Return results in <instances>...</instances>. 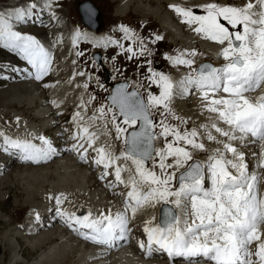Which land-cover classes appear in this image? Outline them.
Segmentation results:
<instances>
[{"label":"snow or ice","instance_id":"1","mask_svg":"<svg viewBox=\"0 0 264 264\" xmlns=\"http://www.w3.org/2000/svg\"><path fill=\"white\" fill-rule=\"evenodd\" d=\"M60 7V0H25L23 5L0 9V50L24 62L23 67L11 66V72L44 88L56 86L45 80L54 72L53 49L62 38L46 46L23 28L42 24L45 13L58 24L55 9ZM168 7L194 34L218 46L222 65L194 66L200 53L176 50L175 55L165 53L164 59L172 68L185 70L179 80L156 70L153 60L147 59L137 63L138 69L147 68L141 74L146 83L125 81L109 90L96 75L99 92L92 90L91 73L74 70L67 83L82 91L68 121L71 127L63 128L57 138L65 140L64 150L74 153L81 163L100 169L98 179L114 197L123 198L122 206L78 214L64 208L71 203L66 194L47 198L54 203L55 217L105 253L127 244L130 225L138 214L159 209L158 216L144 220L146 243L140 241L138 247L146 259L160 253L170 261L181 258L185 264H264V192L260 190L264 176V0L241 4L211 0L199 6L201 14L178 4ZM81 13L84 23L91 26L94 8L82 4ZM119 31L123 40L131 41L127 47L112 37L96 39L76 28L71 48L77 59L72 64L85 56L79 50L81 43L116 47L127 60L138 61L153 56L149 43L164 39L152 35L146 43L128 27L121 25ZM91 59L99 72V57ZM8 67L0 68V73ZM77 77L84 78L83 83H76ZM100 93H104L102 98ZM193 95L204 117L199 124L174 108L177 99ZM50 103L56 109L62 106L57 100ZM190 122L195 126L189 127ZM256 143L261 151L250 172L242 149ZM0 153L40 165L58 155L59 146L45 135L28 132L24 138H13L0 131ZM198 154H206V159H197ZM40 219L36 213L35 221Z\"/></svg>","mask_w":264,"mask_h":264},{"label":"bare ground","instance_id":"2","mask_svg":"<svg viewBox=\"0 0 264 264\" xmlns=\"http://www.w3.org/2000/svg\"><path fill=\"white\" fill-rule=\"evenodd\" d=\"M173 1L180 6H186L187 4L200 5L206 2H211V0H156L155 2L156 8H149L148 6H144L139 4L138 2H133L129 0L128 2L125 3V6H127L129 10L136 13V15L141 16V20H146L147 18L154 17L158 21V23L160 24L163 30L161 36L173 41L179 40L181 45L185 47L187 46V48H191L194 45V43L198 44L201 50L206 52L211 58V60L208 61L216 65V67L221 66L223 61L221 59H218L217 57L218 46L198 37L190 30V28L187 25L178 21V17L176 19L175 18L176 15L174 16L173 12L171 11L169 12L167 10L166 3ZM217 1L220 3H225L228 0H217ZM231 1L242 2V3L244 2V0H231ZM24 3L21 0L17 2L16 5H23ZM164 4L166 5L163 6ZM61 9L62 8L55 9L57 16L59 17L58 24L52 21L47 13H45L42 16V19H45L46 21L48 20L49 23L48 26L45 28V32L47 33H44L47 35L43 34V36H37V34H35V30L32 29L29 30L30 26L29 27L24 26L23 28V31L36 36L41 42H44L47 45H50L49 39L54 41L56 37H61V34H63L64 37H62V42L59 44V46L57 45V47L54 49L57 59L55 60V62L58 61L57 63L58 65L54 66L53 74L50 77L46 78L50 80L51 84H55L56 86L44 88L41 83H38L32 79L28 80L29 79L28 78L27 81L23 80V83H28L29 85L26 86L24 84L25 85L23 86L24 88L29 87L31 89L33 85L35 86L36 92L34 91L29 92L26 89L23 92H27L31 94L30 97L33 96L32 97L33 99H36L38 100V102H41L40 103L41 107L37 109L38 110L37 113L41 119L43 118L41 120L43 126L41 125L42 127L40 126V128H35V124L33 123L31 125H27L26 120L20 119L19 118L20 116H18V114H13L14 113L13 112L11 117L13 124L12 123L11 124L15 126L13 127L14 129L11 127L9 128L7 126H5L4 128L1 127L2 131H4L7 135L13 138H17V137L24 138L25 137L24 135L28 132L33 133L34 135H45L44 132L46 131V129L44 128L50 125H52L53 128H57L59 125L58 121L60 119H63L62 115L61 117L57 116V112L63 111V105L59 109H56L52 107L50 101L57 100L61 102V100L64 99V95L69 94L70 99L68 98V102L72 106V113L75 111V106L78 103V97L80 96L82 90L76 89L74 85H70L67 83L69 78L72 76L73 71L81 69L78 63L75 66L72 64V60L77 59V57L74 55V51L71 48V34L76 29V27L72 24L71 21L67 20L69 17L68 12L65 10L63 11ZM122 9H124V7ZM117 15L120 16V10L118 11ZM85 32H88L90 37H94L96 39L108 38V37H112L113 39H115V37L112 35H107L106 33L103 32H95L92 31L91 29L90 30L88 29ZM49 35H51V37H49ZM194 37H196L197 39H194ZM125 41L127 40H124V43ZM81 44H86L92 47L90 43H81ZM110 48L112 47H109L108 49ZM59 58L60 61L62 60L61 63L59 62ZM201 58L202 56H197L195 57V61L197 63L207 61V60H200ZM6 65L9 66L8 67L9 71L6 72L8 73L7 74V76L9 77L8 79L14 77V80H16L18 75L16 73L10 72V70H11V66H19V65L0 63V68H3ZM102 65L104 68L109 67L103 58H102ZM23 66L24 64L22 62V65H20L19 67H23ZM184 74L185 72L182 71L181 69H174V73L171 75V77L174 80H179L181 76H183ZM21 76L25 79L27 78L25 75H21ZM83 80L84 78L77 77L76 83H83ZM92 81H95L94 77ZM12 88H14V86L10 88L11 90L10 89L7 90L10 94H14L16 92L15 91L16 89L12 90ZM256 94L258 93H253V95ZM174 108L178 114L185 117H191V120L195 121L196 124H199L204 121V117L200 116L199 114V101L196 95H193L192 97L186 99H177L174 102ZM17 117L19 118L18 125L16 122ZM192 126L195 125L190 122L189 127ZM251 145L254 144H249L246 148L242 149L246 154L250 172L255 170L257 157L259 156V153L261 151L259 144L255 145V149H251ZM65 147H67V145L62 144L59 154L56 157H53L51 160L47 161L46 163H42L40 165L24 164L23 166H28V167H22V170L20 171L21 174H19L18 172L19 174L17 175L18 178L23 179L26 177H31L39 181L40 179H43L42 175H45V177H47L48 187L50 188L49 190H54V194L64 193V190H68L71 192L73 196L69 198V201H71V203L64 204V208L68 211H78V214H83V212H86L89 209L95 214L102 209L107 210L108 208H111L113 211H115L121 208L123 198L114 197L112 192L109 191L104 186V183L98 179V173H100L99 169H94L92 167L87 166L84 163H81L74 153L65 151L64 150ZM116 147L119 148V144H117ZM254 153L256 154L255 157L253 155ZM204 159H206V156H203L201 158V160ZM14 161L15 160H13L12 163H14ZM6 165L7 163H0V172H4V170H6L5 169ZM53 176H55L56 179L54 180L50 179L51 177L53 178ZM27 180L29 181V178H27ZM39 182L43 184V182L45 181L42 182V180H40ZM260 190L264 192V176H262L261 178ZM43 193H44L43 190L40 189L38 190L37 195L42 196ZM68 195L70 196V194ZM51 207L46 209L44 212H42L40 209L36 210L33 214L29 215L30 217H28V219L25 222L26 228H24V232L26 229H28L27 232L29 234L36 233L35 237L28 238L29 242H27L33 249L36 250L39 249V247L41 248V245H43L45 242L50 243L48 246L45 247L44 250L41 251L39 256L36 258L35 264H161L154 262L155 260L151 261L150 259H142L141 257L134 255L133 250L131 246L130 247L128 246V243L124 247L125 251L122 254H119L118 251H114L113 253L107 252L108 254L97 252L96 251L97 249H102V248L94 246L84 241L80 237L78 238L77 235L74 236V233L71 231H69V233H72L73 236L69 234L71 235L70 238L66 233L67 230L65 228L62 229L60 228L62 225V221L59 218L54 217L55 216L54 204ZM36 213H39L41 217L39 221L40 224H34ZM152 215L158 216V209H149L143 213L138 214L135 221L130 225L131 228L133 229V227L136 226H144V220ZM43 218L45 219V221L47 219V221L44 222L42 220ZM56 223H57L56 226H58V228L56 227L57 229L49 230V228ZM64 226L65 225L63 224V227ZM41 229H43L42 232L47 231V233H45V235H42L41 234L42 232L39 231ZM25 234L27 233L25 232ZM15 242L17 243V245H19L18 240L15 239ZM66 253H67V257H65ZM10 264H18L17 259L14 263H10ZM179 264H185V262Z\"/></svg>","mask_w":264,"mask_h":264},{"label":"rangeland","instance_id":"3","mask_svg":"<svg viewBox=\"0 0 264 264\" xmlns=\"http://www.w3.org/2000/svg\"><path fill=\"white\" fill-rule=\"evenodd\" d=\"M19 1L21 0H0V9L7 10L10 7L16 6L17 2ZM82 1L85 0H63V1L61 0L60 3L63 4L62 5L63 7L60 8H62L61 10L63 11L65 10L68 12L69 17L67 20L71 21L76 28H80L82 31H86L88 29H85V26L81 23L80 15L77 9V4ZM88 1H90L100 11V19L102 23V30L100 32L110 33V35L113 34L112 36L117 35L118 38H121L123 34L122 32L119 31V27L123 25L131 29L139 38L144 39L146 43L148 42V39L152 35H161L163 33L160 24L154 17L147 18L146 20H141V16L136 15V13L129 10L127 6H125V3L128 2L129 0H88ZM130 1L138 2L139 4L148 6L149 8H156V4H155L156 0H130ZM22 2L24 3L25 0H22ZM227 2L239 4L231 0H228ZM166 4H167L166 7L167 10L170 12L171 10L169 9L168 6L170 4H176V3L173 1V2H167ZM166 4H164L163 6H165ZM200 5L187 4L184 7H192L194 10L197 11V14H201L199 12ZM123 7L124 9H122ZM119 10H120V16L117 15ZM173 14L174 16L176 15L174 12ZM177 17L178 16L176 15L175 18L177 19ZM178 21H180L179 17H178ZM48 24H49L48 20L46 21L45 19H42V24H28L26 26L28 27L30 26L29 30L31 29L35 30V34H37V36H43L44 33H47L45 32V28L48 26ZM49 37H51V35H49ZM62 37H64L63 34H61V38ZM194 39L197 38L194 37ZM49 41L50 44L53 42L51 39H49ZM125 43L123 41V44L125 45V47H127L131 42L125 41ZM45 45L48 46L47 44ZM148 47H150L153 50L154 54L152 57H141L139 58L138 61L137 60L129 61L125 58L124 55L119 54L120 53L119 48L115 47L114 50L112 51L111 50L112 48L107 50L103 48H93L89 45L81 44L79 46V50L85 51V56L78 59V65H80L81 69L91 73L94 78L96 75H99L101 79L103 74V68H100V71L97 72L96 69L92 66V59H91L92 58L91 50L94 52H100L102 58L104 59V61H106V63L109 66L108 70L112 74L113 82L118 80V81H127L129 84H134L135 81L137 80L143 81V76L141 74H144L147 71L146 67L138 69L137 63L138 62L145 63L147 59L153 60L152 66L156 70L163 71L165 72V74L171 76L174 73V68H172L168 63V61L164 59L165 53L169 55H175L176 50L183 51L185 49L188 50L195 49L198 53H200V55L198 56H202L200 60H211L209 55L203 50H201L199 45L196 43H194V45L191 48H187V46L186 47L182 46L179 40L173 41L164 37L162 41L157 42V44L155 45L149 43ZM54 56H55V60H57L55 52H54ZM112 56H116L117 59L115 61L107 59ZM59 62L60 63L62 62V60L60 61V58H59ZM0 63L14 64L19 66L22 65V61H20L19 58L16 57L14 54L8 53L7 50H0ZM57 63L58 61L54 62L53 67L57 66L58 65ZM180 69L185 72L183 68ZM4 73H6V71ZM4 73H0V74H4ZM0 77H2V75H0ZM11 79L12 80L9 79L10 80L9 82H5V80L7 79L4 80L0 78V129L1 127L4 128L5 126L9 128L15 127L12 125L13 121L11 118L13 112H14L13 114H18V116H20L19 117L20 119L23 118L22 120L28 121L26 122L27 125H31L33 123L35 124V128H40L41 125L43 126V123H41V120L43 118L42 119L40 118V116L37 113L38 112L37 109L41 107L40 105L41 102H38V100L33 99L32 98L33 96L30 97L31 94L27 92H23L25 91V89L28 90L29 92L31 91L36 92L35 86L33 85L31 89L29 87L24 88L23 86L25 85L29 86L28 83H23V80H25L24 78L22 79L20 78L19 80L16 79L15 81L13 78ZM45 82L51 84L49 79H46ZM143 82L146 83V81ZM12 86H14L12 90L16 89L15 90L16 92L14 94H10L7 91ZM107 88L109 89V87ZM92 90L99 92V89L96 85V81L95 82L92 81ZM152 90L154 92L157 91L155 88H153ZM140 91L143 92L144 89H140ZM103 95L104 93H100L101 98L103 97ZM68 98L70 99L69 94H65L64 99L61 100V102H63L62 103L63 111H65V113L62 115L63 119H60L58 121V124L60 125L62 123L61 126H64V128H65V124H68L67 119H69L72 114V106L69 104ZM57 116L61 117V115H57ZM59 125L57 127L58 129L53 127L44 128L46 129L45 133H48L51 129H56L53 131L51 130L48 133L49 135H52L54 141L56 142L62 140L60 138H57V135L60 132L59 129H61ZM70 127L71 125L68 126V128ZM209 147H215V145H210ZM203 156H206V154H198L196 158L201 160ZM2 159L3 157L1 156L0 153V162H2ZM5 161H7V159H5L3 162ZM22 167H26V166L19 164H9L6 165L5 168L6 170H4V172H0V264L14 263L16 259L18 261V264H35L36 258L39 256L41 251L44 250L45 247L50 244L48 242L47 243L45 242L43 245H41V248L39 247V249L36 250L33 249L27 242H29L28 238L35 237L36 233L29 234L27 232L28 229H26L25 232L28 234L27 235L24 232V228H26L25 222L28 219V217H30L29 215H31L35 210L40 209L42 212H44L46 209L50 208L54 204L52 201H49L47 198L49 194L55 195L54 190H49L50 188L48 187V181L45 175H42L43 179H40L42 180V182L45 181L43 182V184L39 182L40 180L38 181L37 179L35 180L31 177H26L23 179L18 178L17 175L21 174L20 171L22 170ZM27 178H29V181L27 180ZM50 179L54 180L56 179V177L53 176V178L51 177ZM40 189H42L44 192L42 196L37 195V192ZM64 193L67 196H69L68 194H70L68 199L72 196L71 192L68 190H64ZM44 218L42 220L46 222L47 219L45 221ZM50 229H56V225H53L52 227L49 228V230ZM42 230L43 229L39 231L42 232ZM45 233H47V231H44L41 234L45 235ZM68 236L71 238V235ZM15 239L19 241V245H17ZM65 257H67V253Z\"/></svg>","mask_w":264,"mask_h":264},{"label":"water","instance_id":"4","mask_svg":"<svg viewBox=\"0 0 264 264\" xmlns=\"http://www.w3.org/2000/svg\"><path fill=\"white\" fill-rule=\"evenodd\" d=\"M82 4H87L88 6L93 7L94 10H95L96 15H95V18H94V23H92L91 26H89V25H87V24L84 23L83 16H82V13H81V5H82ZM78 10H79L80 15H81V21H82V23H83L84 25H86L87 27H89L90 29L95 30V31H97V30H99V29L101 28V23H100V12H99V10L96 9V8H95V7L89 2V1L80 2V3L78 4ZM93 56H98V57H99V61H98V62H99V64H100V55H99V54H94ZM202 63H209V64H212V63H210V62H208V61L201 62L200 64H202ZM200 64H199V65H200ZM199 65H198V66H199ZM212 65L215 66L214 64H212ZM109 77H110V74H109L108 72H105V73H104V79H103V82H107L108 79H109ZM119 83H123V82H119ZM115 84H117V83H115ZM115 84H112L111 88L114 87Z\"/></svg>","mask_w":264,"mask_h":264}]
</instances>
